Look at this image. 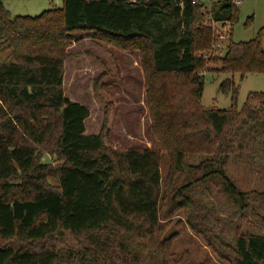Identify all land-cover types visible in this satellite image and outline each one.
<instances>
[{
	"label": "trees",
	"instance_id": "trees-1",
	"mask_svg": "<svg viewBox=\"0 0 264 264\" xmlns=\"http://www.w3.org/2000/svg\"><path fill=\"white\" fill-rule=\"evenodd\" d=\"M205 7L63 0L31 17L0 0V52L8 51L0 60V264H187L171 251L176 235L162 221L183 212L196 232L210 227L198 185L218 181L241 211L251 208L228 165L264 161V92L249 93L241 109L231 79L219 89L230 108H206L202 96L209 63L217 73L264 75V27L249 41L229 38L208 58L221 41L208 22L232 30L238 6ZM79 31L140 53L149 147L112 149L103 134H86L90 109L64 91L67 49ZM227 247L232 264H264V234L237 231Z\"/></svg>",
	"mask_w": 264,
	"mask_h": 264
},
{
	"label": "rangeland",
	"instance_id": "rangeland-1",
	"mask_svg": "<svg viewBox=\"0 0 264 264\" xmlns=\"http://www.w3.org/2000/svg\"><path fill=\"white\" fill-rule=\"evenodd\" d=\"M13 15L35 17L45 10L62 7L63 0H3ZM238 19L230 28L219 24L220 40L224 47L229 38L234 42L255 38L264 27V0H240ZM210 20H205L207 23ZM212 23V21L208 22ZM230 24V22L228 23ZM231 25V24H230ZM224 37V38H223ZM73 40L67 49L64 65L65 96L72 102L90 109L86 121V134H103L105 143L112 149L145 148L150 146L151 130L145 101V74L140 53L126 50L102 39L92 37L90 32L73 33ZM264 47V40H263ZM226 53V48L223 56ZM8 51L0 52L4 60ZM218 56L216 54H208ZM205 72V87L202 104L206 108L228 109L231 96L220 92L221 84L231 79L239 88L238 108L244 105L251 92H264V75L217 73V64H208ZM45 155L42 161H50ZM169 159L162 156L161 173L165 179ZM228 173L243 192H247L251 208L241 211L237 204L221 189L218 181H208L198 185V194L207 214L208 227L202 233L192 229L178 212L171 219L168 236L176 235L172 252L177 257L186 256L187 264H232L231 253L236 232L264 234V161L248 159L231 160ZM201 173H197L199 177ZM171 220V221H169ZM183 220V221H182ZM219 245L220 254L209 244Z\"/></svg>",
	"mask_w": 264,
	"mask_h": 264
},
{
	"label": "built area",
	"instance_id": "built-area-1",
	"mask_svg": "<svg viewBox=\"0 0 264 264\" xmlns=\"http://www.w3.org/2000/svg\"><path fill=\"white\" fill-rule=\"evenodd\" d=\"M213 1H214V0H195L196 3H198V2H203V3H205V5H206V7H205V9H204V12H205V13L208 12V11H210V9H211V5H212V2H213ZM233 2H234V4H235L236 6H238V5L241 3L240 0H233ZM211 21H212V20H211ZM211 26H212V28L214 29V31H215L216 34H221V33H220V29L222 28V26H221V28H220V27H219V24H218V23H215L214 21H212ZM228 27L230 28V25H229V24L226 25V28H228ZM223 38H224V37H223ZM223 48H224V44H223L222 41H215V43H213V46H212L211 51H210L208 54H216V55H219L220 50L223 49Z\"/></svg>",
	"mask_w": 264,
	"mask_h": 264
}]
</instances>
